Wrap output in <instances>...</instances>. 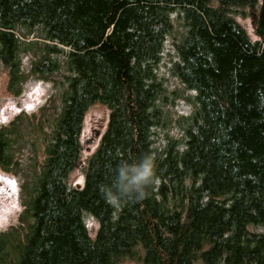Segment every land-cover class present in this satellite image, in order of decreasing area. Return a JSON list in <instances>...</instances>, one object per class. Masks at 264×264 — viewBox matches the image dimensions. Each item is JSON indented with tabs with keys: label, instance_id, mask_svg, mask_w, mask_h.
Segmentation results:
<instances>
[{
	"label": "trees",
	"instance_id": "16d2710c",
	"mask_svg": "<svg viewBox=\"0 0 264 264\" xmlns=\"http://www.w3.org/2000/svg\"><path fill=\"white\" fill-rule=\"evenodd\" d=\"M2 75L60 103L0 127V168L23 179L0 264H264V0H0ZM95 105L108 124L82 165ZM145 155L155 182L120 195Z\"/></svg>",
	"mask_w": 264,
	"mask_h": 264
},
{
	"label": "rangeland",
	"instance_id": "374dc122",
	"mask_svg": "<svg viewBox=\"0 0 264 264\" xmlns=\"http://www.w3.org/2000/svg\"><path fill=\"white\" fill-rule=\"evenodd\" d=\"M238 21L247 29L252 39H256L250 19ZM26 70H28L26 62ZM8 81L5 76H0V127L9 125L18 114L38 115L40 108L52 97L54 105L60 103L57 90L50 82L36 78H29L23 85V93L20 96L10 94L7 88ZM55 96V97H54ZM179 114L189 112L188 104L180 102L177 107ZM109 112L102 105H95L86 115L83 131V142L85 149L82 152L81 162L86 165V159L90 157L99 145L100 136L107 128ZM99 133V135H96ZM84 172L81 166L71 174L69 182L73 186H82L84 183ZM22 182L19 175L5 172L0 168V232L8 231L16 226L22 213ZM89 224L95 230L97 224L90 219ZM126 264H138L128 262Z\"/></svg>",
	"mask_w": 264,
	"mask_h": 264
},
{
	"label": "clouds",
	"instance_id": "9594fccd",
	"mask_svg": "<svg viewBox=\"0 0 264 264\" xmlns=\"http://www.w3.org/2000/svg\"><path fill=\"white\" fill-rule=\"evenodd\" d=\"M155 162L150 155H145L138 163H122L117 169L115 186L120 195H133L137 199L144 196V189L154 183Z\"/></svg>",
	"mask_w": 264,
	"mask_h": 264
},
{
	"label": "water",
	"instance_id": "95a60500",
	"mask_svg": "<svg viewBox=\"0 0 264 264\" xmlns=\"http://www.w3.org/2000/svg\"><path fill=\"white\" fill-rule=\"evenodd\" d=\"M96 135H99V133H96Z\"/></svg>",
	"mask_w": 264,
	"mask_h": 264
}]
</instances>
